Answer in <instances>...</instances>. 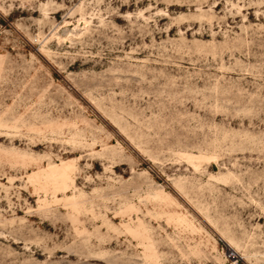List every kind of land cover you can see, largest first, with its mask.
Segmentation results:
<instances>
[{"label":"rangeland","instance_id":"1","mask_svg":"<svg viewBox=\"0 0 264 264\" xmlns=\"http://www.w3.org/2000/svg\"><path fill=\"white\" fill-rule=\"evenodd\" d=\"M0 264H264V0H0Z\"/></svg>","mask_w":264,"mask_h":264}]
</instances>
